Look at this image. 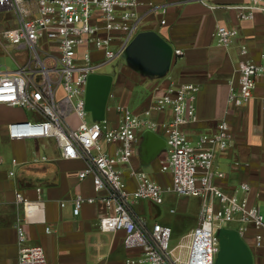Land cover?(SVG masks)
Returning <instances> with one entry per match:
<instances>
[{"label":"built area","instance_id":"obj_1","mask_svg":"<svg viewBox=\"0 0 264 264\" xmlns=\"http://www.w3.org/2000/svg\"><path fill=\"white\" fill-rule=\"evenodd\" d=\"M198 1L208 4L206 0ZM140 5L141 0H0V11L12 10L17 21L0 33V40L29 51L23 64L0 71V103L28 108L38 115L9 122L8 138H53L63 158L85 161L78 178L91 176L93 189L107 208L98 218V227L102 231L123 230L125 246L140 248L138 257L127 258L129 264H214V255L220 248L219 225L231 220L238 223L241 237L252 226L254 246L264 247V214L257 206L248 205L245 197L227 194L213 181L215 176L224 175L213 169V159L229 145L228 122L220 119L215 132L200 134L195 143L182 128L197 119L195 84L170 81L162 94L153 97L143 115L117 104L115 124L105 117L86 119L87 77L127 49L139 31ZM233 7L240 19H251L255 11L264 10V0H247ZM236 34V28L222 24L214 30L217 41L225 46L233 42ZM174 52L181 54L182 50L177 48ZM246 53L247 47L241 45L239 76L237 83L229 86L226 99L229 105L247 102L253 95L257 77L264 76V63L252 61ZM167 108L171 113L167 121L158 122L150 117L152 110ZM159 126L166 144L160 169L170 173L168 189L201 198L199 218L184 260L173 255L169 246L172 232L169 225L153 222L148 226L134 217L130 209L131 201L137 199L161 203L162 187L141 169L129 168V175L136 181L133 190L127 188L123 178V166L128 164L136 143L146 130L156 132ZM103 142L115 144L112 151L105 150ZM11 161L17 162L16 158ZM240 188L249 187L241 183ZM96 197L76 194L73 212L79 213L83 201ZM17 199L22 209L15 225L18 245L15 264H48L43 247L27 243L24 227L27 222L45 221L43 201L27 199L20 193ZM45 230L49 231L48 226Z\"/></svg>","mask_w":264,"mask_h":264},{"label":"crops","instance_id":"obj_2","mask_svg":"<svg viewBox=\"0 0 264 264\" xmlns=\"http://www.w3.org/2000/svg\"><path fill=\"white\" fill-rule=\"evenodd\" d=\"M246 1L206 0L208 4H205L198 0H141L139 31L154 30L172 46L169 66L162 73H151L134 64L125 65L117 75L97 73L111 76L104 117L112 124L117 122V104L143 115L153 97L162 94L170 81L195 84L198 88L194 98L197 119L185 123L183 130L195 143L200 134L215 132L220 119L228 122L229 145L213 159V169L224 175L215 176L213 181L227 194L245 197L248 205L257 206L264 214V76L257 77L253 95L244 104L234 106L226 101L229 86L238 80L240 46L247 47V58L264 63V10L255 11L251 19H240L233 6ZM4 11L11 13L10 26L16 25L13 11ZM218 24L237 29L230 45L225 46L215 38ZM8 25L0 20V30L9 28ZM11 45L15 49L11 55L16 66L23 64L29 55L28 48ZM177 48L182 50L181 54H175ZM4 70L13 69L6 67ZM170 116L168 108L152 110L150 114L158 122L167 121ZM37 117L28 108L0 103V264H15L18 255L15 225L22 209L17 199L19 193L27 199L43 201L45 221L27 222L24 227L27 243L42 246L48 264H129L127 258L138 257L140 248L125 246L123 230L102 231L98 227V218L107 208L98 199L91 176L78 178V172L86 166L85 161L63 158L53 138H8L6 125L9 122ZM71 118L77 121L74 115ZM156 132L162 136L161 126ZM103 146L112 151L115 144L103 142ZM165 156L164 148L147 159L140 141L137 142L128 164L123 166V178L127 188L133 190L136 181L129 175V168L141 169L162 187L161 203L149 198L137 199L131 201L130 209L134 217L141 218L148 226L153 222L169 225L170 239L173 233V240H178L171 247L173 255L184 260L192 229L199 218L201 198L196 196L198 211L194 222L186 230L179 227L187 205L177 200L178 195L183 194L168 189L170 173L160 169ZM12 158L17 162L13 163ZM241 183L248 184L249 188L242 190ZM76 194L97 197L93 201H83L79 213L75 214ZM174 214L175 217H171ZM253 233L254 228L249 226L241 238L251 250L253 261L264 262V247L254 246Z\"/></svg>","mask_w":264,"mask_h":264},{"label":"water","instance_id":"obj_3","mask_svg":"<svg viewBox=\"0 0 264 264\" xmlns=\"http://www.w3.org/2000/svg\"><path fill=\"white\" fill-rule=\"evenodd\" d=\"M130 64L151 73H162L172 58V46L154 30L138 31L127 46ZM111 76L93 72L87 77L85 107L93 111L95 119L104 118V108L109 91ZM140 146L147 159L164 149L165 139L153 130H146L141 137ZM220 248L218 251L222 264H251L252 252L235 229H218Z\"/></svg>","mask_w":264,"mask_h":264},{"label":"rangeland","instance_id":"obj_4","mask_svg":"<svg viewBox=\"0 0 264 264\" xmlns=\"http://www.w3.org/2000/svg\"><path fill=\"white\" fill-rule=\"evenodd\" d=\"M0 20L9 23L8 26L11 27L10 24L12 23L11 22L12 19H11V13L10 12H7V11L1 12L0 13ZM2 31L3 30H0V33ZM0 44H1L0 45L1 46L0 70H4L6 67L8 69H15L17 67L16 62L11 55V53H15L14 46L7 43L3 39L0 40ZM128 64H130V60H129V56L127 55V49H125L118 56L114 57L112 60L106 62L101 67H99L96 70V72L112 73V74L117 75L121 71L122 67H124L125 65H128ZM140 85H141V83H140ZM139 90H141L140 86H139ZM92 116H93V111H88L87 118H91ZM177 198H178L177 200H182V202L187 205V210H186V213L184 214V220H183V222H180V224H178L179 227L186 230L194 222V218H195L196 213L198 211V209H197L198 208V202H197L198 197H196V196L193 197V195H178ZM161 207H162V212H164L163 211V207H164L163 204L161 205ZM174 209L175 210L177 209L176 206L174 207ZM173 213H175V212H173ZM175 215L176 214L171 215V217H175ZM227 228L237 230L238 223L236 222V220H231V221L222 222L219 225V229H227ZM176 239L177 238H174V240H173V233H172V238L170 239V242H169L170 247H172L175 243L178 242V240H176ZM184 239H186V238L184 237ZM214 264H222L218 253L214 255Z\"/></svg>","mask_w":264,"mask_h":264}]
</instances>
